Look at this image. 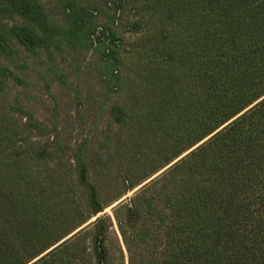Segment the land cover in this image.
I'll return each instance as SVG.
<instances>
[{
    "label": "trees",
    "instance_id": "16d2710c",
    "mask_svg": "<svg viewBox=\"0 0 264 264\" xmlns=\"http://www.w3.org/2000/svg\"><path fill=\"white\" fill-rule=\"evenodd\" d=\"M21 50L97 55L99 134L35 116ZM0 56V264H109L108 215L62 240L211 134L114 207L128 264H264V0H0Z\"/></svg>",
    "mask_w": 264,
    "mask_h": 264
},
{
    "label": "rangeland",
    "instance_id": "374dc122",
    "mask_svg": "<svg viewBox=\"0 0 264 264\" xmlns=\"http://www.w3.org/2000/svg\"><path fill=\"white\" fill-rule=\"evenodd\" d=\"M119 33L123 35L124 32L120 30ZM123 37L125 42H130L133 38L129 32L124 33ZM0 58L3 60L2 56ZM57 60L59 69L65 73V77L61 79L40 74L41 70L37 72L35 68L38 61L27 56L22 50L19 51L15 62L18 66L16 71L29 80L28 88L23 93L32 105L35 116L50 127L57 126L61 137L73 144L87 134H99L105 122V115L99 105L101 100H99L100 82L97 73L98 59L97 55L89 50L78 53L67 52L58 55ZM157 173L152 177L160 174ZM138 187L110 203L103 212L98 213L73 232L75 234L82 228L92 229L97 217L108 215L110 227L106 233L105 244L110 251L109 264H128V254L117 229L113 209L118 203L126 202L139 189ZM114 194L115 190L107 194L104 199ZM73 234L71 233V236ZM87 243L90 246L91 242Z\"/></svg>",
    "mask_w": 264,
    "mask_h": 264
},
{
    "label": "water",
    "instance_id": "95a60500",
    "mask_svg": "<svg viewBox=\"0 0 264 264\" xmlns=\"http://www.w3.org/2000/svg\"><path fill=\"white\" fill-rule=\"evenodd\" d=\"M250 108V107H249ZM236 118V117H235ZM230 122V121H229ZM226 124H228V123H226ZM225 124V125H226ZM225 125H223L222 127H224ZM222 127H220L218 130H220ZM218 130H216L215 132H217ZM214 132V133H215ZM213 133V134H214ZM210 136H212V134L210 135ZM210 136H208L206 139H208ZM206 139H204L203 141H201L199 144H201L202 142H204ZM199 144H197L196 146H194V147H192L190 150H188L186 153H184L183 155H181L180 157H178L177 159H175L172 163H170L169 165H167L164 169H162L159 173H161L162 171H164L165 169H167L168 167H170L174 162H176L178 159H180L181 157H183L185 154H187L189 151H191L192 149H194L195 147H197ZM159 173H157V175L159 174ZM156 176V175H155ZM154 176V177H155ZM154 177H152V178H154ZM152 178H150L149 180H147V181H145L143 184H141L138 188H140L142 185H144L145 183H147L148 181H150ZM137 188V189H138ZM136 190V189H135ZM73 234V233H72ZM69 236H71V234L69 235ZM69 236H67L65 239H63L62 241H64V240H66L67 238H69ZM62 241H60L59 243H61ZM58 243V244H59ZM56 246V245H55ZM55 246H53V247H55ZM53 247H51L50 249H48L46 252H48L49 250H51ZM45 252V253H46ZM44 254V253H43Z\"/></svg>",
    "mask_w": 264,
    "mask_h": 264
}]
</instances>
